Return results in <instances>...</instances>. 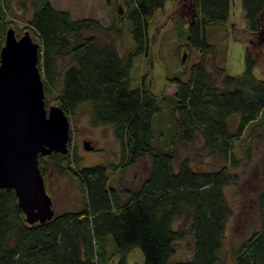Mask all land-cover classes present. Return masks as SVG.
Masks as SVG:
<instances>
[{
	"label": "trees",
	"instance_id": "obj_1",
	"mask_svg": "<svg viewBox=\"0 0 264 264\" xmlns=\"http://www.w3.org/2000/svg\"><path fill=\"white\" fill-rule=\"evenodd\" d=\"M13 1L0 3V51L9 27L5 10ZM168 1L178 0H127L126 18L136 47L125 55L115 42L94 34L105 30L99 21L76 19L50 0L34 1L29 28L41 45L38 67L46 107L54 100L69 117L82 105L89 106L93 123L112 127L121 144L122 164L116 167L125 169L144 157L150 158L151 165L137 188H114L111 166L79 167L70 135L68 154L40 156L39 167L44 178L50 167L75 178L85 195L82 207L55 211L45 223L29 224L15 190L0 188V264H110L116 254L118 264H128L135 248L142 250L144 264L220 263L232 215L225 189L238 183L228 165L237 162L236 140L250 123L264 117V79L254 75L257 61L250 49L243 75L228 74L218 66L214 75L204 60L215 51L206 31L230 24V0H194L193 20L184 34L203 59L191 67L188 80L183 79L184 73L167 79L176 87L173 138L188 145L201 140L202 150L228 165L201 170L190 158L180 159L175 150L157 149L153 120L162 112L165 97L150 88L148 74L133 87L131 71L135 59L148 53L150 23ZM243 8L248 28L260 31L264 0H243ZM59 58L69 60L62 71ZM233 114L240 116L235 133L227 123ZM259 209L262 229L236 250V264H264V191ZM188 234L195 241L193 258L173 260L177 245Z\"/></svg>",
	"mask_w": 264,
	"mask_h": 264
},
{
	"label": "rangeland",
	"instance_id": "obj_2",
	"mask_svg": "<svg viewBox=\"0 0 264 264\" xmlns=\"http://www.w3.org/2000/svg\"><path fill=\"white\" fill-rule=\"evenodd\" d=\"M34 1L14 0L11 8L5 10V22L9 27L16 29L18 36L29 31L34 41L39 43L29 28L35 10ZM50 2L57 9L69 11L76 19L88 18L99 21L105 30H97L94 34L104 41L115 42L121 55L135 50L132 25L126 18L127 0H50ZM230 7L231 22L227 27L207 28V40L214 45L215 51L206 55L204 60L214 75H218L215 69L218 66L224 67L228 74L241 76L245 71V53L250 49L257 61L254 75L256 78L264 79V15L261 18L260 31L254 32L247 26L243 0H230ZM194 8V0L168 1L163 9L155 12L149 28L150 48L148 53H143L135 59L131 81L132 86L136 87L140 84L142 76L148 74L150 88L165 97L166 103L162 112L153 120L156 148L175 150L180 159L190 158L196 168L213 170L227 166L228 162L221 157L208 155L201 149V140L188 145L173 138L176 129L174 123L176 87L168 83L167 79L184 73L183 79L188 80L191 67L203 59L202 54L188 44L184 34L185 28L193 20ZM185 53L186 60L183 61ZM68 63V59L59 58L58 69L62 71ZM50 105L60 106L54 100ZM69 121L71 151L78 157L79 167L111 166L114 169L110 172L112 187L137 188L149 173L151 165L149 157L141 158L135 165L125 169L118 168L116 166L122 164V147L112 127L95 125L91 109L87 105H82L74 114L69 115ZM227 123L231 132H237L240 116L231 115ZM85 142H89L94 149L87 150ZM235 157L236 164H229L228 168L237 175L238 183L228 185L225 189L232 215L227 223L219 264H236V250L253 234L261 231L263 226L259 196L264 191V117L250 123L242 137L236 140ZM44 179L56 212L82 207L85 195L77 180L71 175L60 174L50 167L48 176ZM113 251V249L109 251L107 257ZM194 253L195 241L193 236L188 234L185 241L177 245L173 260H191ZM127 263L144 264L142 250L140 248L132 250Z\"/></svg>",
	"mask_w": 264,
	"mask_h": 264
},
{
	"label": "water",
	"instance_id": "obj_3",
	"mask_svg": "<svg viewBox=\"0 0 264 264\" xmlns=\"http://www.w3.org/2000/svg\"><path fill=\"white\" fill-rule=\"evenodd\" d=\"M40 47L29 31L18 37L9 27L0 51V188L15 190L29 224L45 223L55 215L39 157L68 154L71 130L61 106L46 107ZM85 147L94 149L89 142Z\"/></svg>",
	"mask_w": 264,
	"mask_h": 264
},
{
	"label": "crops",
	"instance_id": "obj_4",
	"mask_svg": "<svg viewBox=\"0 0 264 264\" xmlns=\"http://www.w3.org/2000/svg\"><path fill=\"white\" fill-rule=\"evenodd\" d=\"M129 258H130V254L128 255V257H127V260H129ZM119 259H120V256L118 255V254H116L115 256H114V258H113V260H112V264H118V262H119ZM110 263V264H111Z\"/></svg>",
	"mask_w": 264,
	"mask_h": 264
},
{
	"label": "flooded vegetation",
	"instance_id": "obj_5",
	"mask_svg": "<svg viewBox=\"0 0 264 264\" xmlns=\"http://www.w3.org/2000/svg\"><path fill=\"white\" fill-rule=\"evenodd\" d=\"M121 11H122V9H121ZM21 36V35H20ZM20 36H18V37H20Z\"/></svg>",
	"mask_w": 264,
	"mask_h": 264
}]
</instances>
